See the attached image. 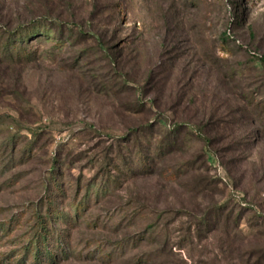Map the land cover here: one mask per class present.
<instances>
[{
  "label": "rangeland",
  "instance_id": "rangeland-1",
  "mask_svg": "<svg viewBox=\"0 0 264 264\" xmlns=\"http://www.w3.org/2000/svg\"><path fill=\"white\" fill-rule=\"evenodd\" d=\"M39 14L86 34L0 63V264H36L42 219L46 264H264V122L243 101L264 76V0H0V23ZM184 120L142 172L134 134Z\"/></svg>",
  "mask_w": 264,
  "mask_h": 264
},
{
  "label": "trees",
  "instance_id": "trees-1",
  "mask_svg": "<svg viewBox=\"0 0 264 264\" xmlns=\"http://www.w3.org/2000/svg\"><path fill=\"white\" fill-rule=\"evenodd\" d=\"M15 22L10 23H0V63H20L27 58H31L33 56V52L29 50L30 46L35 40L38 42L47 41L50 38L56 37L53 35V31L57 30L59 36V45L62 44L63 37L65 34L66 29L69 30V34L66 38V41L75 44L79 37L82 38L86 34V31L82 27V25H74L71 26L70 24L64 25L62 20L57 18H53L50 15H33L29 19L18 20L16 25H13ZM78 38V39H77ZM228 78L238 79L240 83L243 82V79H247V75L241 72L240 69H233L227 71ZM122 82H126L124 79L121 80ZM262 85L259 87L260 91L254 96L252 93L247 92L244 94L243 101L249 104H252V111L253 113L250 114V118H248L251 122H264L263 116L264 115V97L259 100H255L256 97L264 95V76L261 78ZM258 111V112H257ZM147 128H145L140 133L134 134V138L136 139V147L135 151L133 152L135 155L136 153L139 154L140 159L142 161V172L151 171L152 167L155 165V158L157 157L159 160L170 150H175L179 147H182L180 142H183V133H187L191 128V122L188 120H184L182 122L173 123L169 127V131L165 133V135L159 139L152 141V137L154 136V128L155 124H146ZM199 134L198 131L194 130ZM151 136H144L145 133H148ZM189 134V133H188ZM201 134V133H200ZM148 137V138H147ZM175 142V144H173ZM122 153V152H121ZM182 168L175 170L172 168L171 171H175L173 176H176L180 171H187L189 164L184 163L181 165ZM239 213L236 217L232 218L231 213L227 215V221L238 222ZM54 216V214H53ZM55 221H58V216ZM215 221V217L212 216H204L200 219L198 225V230L203 228V224L208 226L212 225ZM46 220H40L41 228H39V241H38V248H37V255L35 256L36 264H46L45 259L53 262H58L59 253L58 247L56 244L53 246L49 244L50 240L53 239L49 238L48 234L51 232V228L49 225L46 224ZM60 228V226H59ZM58 228V230H59ZM62 235V234H61ZM65 253V258H68L70 255H77L75 251H71L70 246L68 248H63Z\"/></svg>",
  "mask_w": 264,
  "mask_h": 264
}]
</instances>
